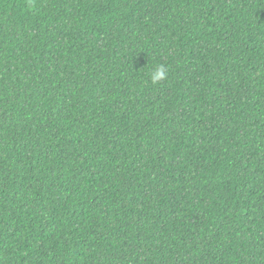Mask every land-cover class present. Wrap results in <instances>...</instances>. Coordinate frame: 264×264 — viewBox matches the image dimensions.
I'll return each mask as SVG.
<instances>
[{
	"label": "trees",
	"instance_id": "trees-1",
	"mask_svg": "<svg viewBox=\"0 0 264 264\" xmlns=\"http://www.w3.org/2000/svg\"><path fill=\"white\" fill-rule=\"evenodd\" d=\"M0 264H264V0H0Z\"/></svg>",
	"mask_w": 264,
	"mask_h": 264
},
{
	"label": "clouds",
	"instance_id": "clouds-1",
	"mask_svg": "<svg viewBox=\"0 0 264 264\" xmlns=\"http://www.w3.org/2000/svg\"><path fill=\"white\" fill-rule=\"evenodd\" d=\"M168 69L162 65H156L152 68V70L148 73L150 82L152 84H157L161 81H164L167 78Z\"/></svg>",
	"mask_w": 264,
	"mask_h": 264
}]
</instances>
